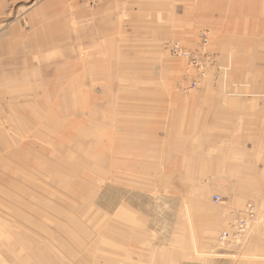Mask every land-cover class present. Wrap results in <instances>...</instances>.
Wrapping results in <instances>:
<instances>
[{
    "label": "rangeland",
    "instance_id": "1",
    "mask_svg": "<svg viewBox=\"0 0 264 264\" xmlns=\"http://www.w3.org/2000/svg\"><path fill=\"white\" fill-rule=\"evenodd\" d=\"M263 4L0 0V264H264Z\"/></svg>",
    "mask_w": 264,
    "mask_h": 264
},
{
    "label": "bare ground",
    "instance_id": "2",
    "mask_svg": "<svg viewBox=\"0 0 264 264\" xmlns=\"http://www.w3.org/2000/svg\"><path fill=\"white\" fill-rule=\"evenodd\" d=\"M48 92H51V90H48ZM44 95H46V97H48L47 98V100L48 99H50L51 100V93L50 94H48V93H45ZM49 95H50V97H49ZM52 101V100H51ZM54 102V101H53ZM36 121V118L34 119V122ZM17 149V148H16ZM19 150V149H18ZM22 150V149H21ZM25 150V149H24ZM28 150V149H27ZM21 152V151H20ZM23 154V153H22ZM16 155V154H15ZM33 158V157H32ZM21 162V161H20ZM29 184V183H28ZM5 194V193H4ZM15 195V194H14Z\"/></svg>",
    "mask_w": 264,
    "mask_h": 264
},
{
    "label": "crops",
    "instance_id": "3",
    "mask_svg": "<svg viewBox=\"0 0 264 264\" xmlns=\"http://www.w3.org/2000/svg\"><path fill=\"white\" fill-rule=\"evenodd\" d=\"M255 6H257V5H255ZM262 6H263V9L262 10L264 11V4ZM242 10H244V9H242ZM255 10H259V9H255ZM263 34H264V27H263Z\"/></svg>",
    "mask_w": 264,
    "mask_h": 264
}]
</instances>
